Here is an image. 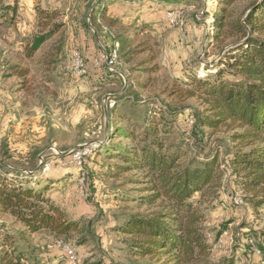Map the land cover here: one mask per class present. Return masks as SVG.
I'll use <instances>...</instances> for the list:
<instances>
[{
  "label": "rangeland",
  "instance_id": "1",
  "mask_svg": "<svg viewBox=\"0 0 264 264\" xmlns=\"http://www.w3.org/2000/svg\"><path fill=\"white\" fill-rule=\"evenodd\" d=\"M174 1L114 0L96 24L91 17L101 0H18L16 13H0V164L28 181H54L46 195L81 229L67 239L47 232L23 236L19 223L0 216V241L11 237L29 264L153 263L135 256L132 238L120 232L129 219L157 209L139 201L147 195L144 171L119 169L128 157L119 149L139 150L147 143L115 136L114 128L133 126L115 116L140 124L151 116L147 128L165 121L166 145H181L188 158L208 157L215 141L229 142L226 132L205 135V145L192 152L196 140L190 138L192 114L205 109L199 98L188 97L192 82L222 67L223 52L213 44L206 18L217 0ZM49 7L55 16L42 23L59 28L30 58L26 47L49 26L39 24L38 9ZM126 38L133 42L120 51ZM110 131L115 152L100 149ZM224 168L219 198L205 207L213 245L207 263L264 264V209L241 202L243 192L229 165Z\"/></svg>",
  "mask_w": 264,
  "mask_h": 264
},
{
  "label": "trees",
  "instance_id": "2",
  "mask_svg": "<svg viewBox=\"0 0 264 264\" xmlns=\"http://www.w3.org/2000/svg\"><path fill=\"white\" fill-rule=\"evenodd\" d=\"M110 3L114 0H101L93 8L94 24L98 16L105 19ZM161 3L168 6L175 1ZM17 5L18 0L7 5L0 0L1 16L9 11L16 13ZM52 10L50 7L38 9L39 24L45 30L49 26L26 47L25 53L30 58L59 28L56 24L42 23L54 18ZM206 18L211 19L213 44L221 47L223 58L219 64L221 69L214 70L215 73L207 69L209 73L198 76L199 80L192 82L194 88L188 91L189 98L197 97L205 106L198 117L192 114L195 124L190 138L196 140L192 152H199V147L205 145V135L212 137L226 132L230 134V143L215 141L208 157L188 158L189 152L181 145H166L161 135L168 133L161 130L168 125L165 121L147 128L152 122L151 116L146 115L142 124L129 123L126 116L114 117L126 126L133 124L124 130L114 128L115 136L133 143L143 139L147 143L139 150L119 149L128 156L121 158L124 165L119 169L144 171L142 183L147 195L139 201L157 209L151 215L138 214L129 219L120 232L132 238L133 254L141 259L149 258L153 261L150 264H208L213 245L207 234L205 207L219 198L226 164L234 183L243 192L241 202L264 209V0H217ZM122 24L131 29L135 27L128 22ZM132 42L130 38L124 39L120 51L129 48ZM25 74L27 70L21 76ZM126 99L141 105L146 103L133 96H125L123 100ZM114 132L107 145L100 149L115 152L117 146L111 137ZM222 155H226L223 160ZM0 167V216L19 223L23 236L47 232L67 239L80 232V222L70 219L60 204L46 195L54 181H28L25 175L7 171L3 164ZM0 264H29V260L11 237H4L0 241Z\"/></svg>",
  "mask_w": 264,
  "mask_h": 264
},
{
  "label": "bare ground",
  "instance_id": "3",
  "mask_svg": "<svg viewBox=\"0 0 264 264\" xmlns=\"http://www.w3.org/2000/svg\"><path fill=\"white\" fill-rule=\"evenodd\" d=\"M79 61V60H78ZM81 73V72H80Z\"/></svg>",
  "mask_w": 264,
  "mask_h": 264
}]
</instances>
